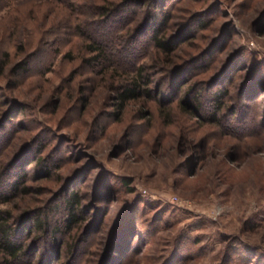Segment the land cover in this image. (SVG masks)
<instances>
[{"label":"rangeland","instance_id":"obj_1","mask_svg":"<svg viewBox=\"0 0 264 264\" xmlns=\"http://www.w3.org/2000/svg\"><path fill=\"white\" fill-rule=\"evenodd\" d=\"M68 2L0 0V178L18 180L12 194L0 184V209L18 264H264V0ZM122 4L116 18L133 19L119 35L150 84L119 111L116 87L132 71L86 61L90 41L68 20ZM163 18L168 55L148 42ZM23 60L29 72H13ZM223 87L227 123L250 135L205 121ZM194 95L195 111L182 104ZM74 192L79 220L53 241Z\"/></svg>","mask_w":264,"mask_h":264},{"label":"trees","instance_id":"obj_2","mask_svg":"<svg viewBox=\"0 0 264 264\" xmlns=\"http://www.w3.org/2000/svg\"><path fill=\"white\" fill-rule=\"evenodd\" d=\"M58 3H66L69 1L68 5L71 7L74 6L75 0H53ZM150 5L158 6L160 5L161 0H148ZM126 4L117 5L115 7H100L93 6L89 8L90 12L87 13H97L99 18L85 22L82 21L80 24H73L68 20V25L70 27V31L74 33V35H82L86 37L90 42V50L94 53V55L90 56L86 61H92L96 65H99L101 61H109L114 66L125 67V69L130 68L132 76L127 78L124 84L118 85L116 87V105L119 111H122L125 104L129 100L136 99L148 92V85L150 81L147 77L146 67L144 64L138 62V58L134 55V48L130 44H128V38L119 35V32L123 31V24L130 22L133 19V16L129 18L126 17H118L121 14H124ZM153 14H150V20H152ZM164 19V20H163ZM160 22L157 23L155 29L151 32V37L148 39L150 47L156 49L158 52L164 53L166 55L170 54L173 51L175 44L170 42V39H166L163 35H160V29L164 26L167 18H163ZM124 21V22H123ZM199 27H203L201 24ZM147 46V45H146ZM146 48V47H145ZM146 52H143L142 56L145 55ZM3 56L6 60L0 61V75H2L5 67L8 64V53L3 52ZM108 62V63H109ZM29 62L27 60H23L18 63L14 68L13 72L16 70H20L21 72L27 73L29 72ZM189 92L185 94L188 97ZM191 96V95H190ZM189 96V97H190ZM229 96V91L227 88H217L214 89L213 92L210 93V97L208 98L209 110L205 116V121L207 123H215L223 127L226 131L225 134L236 136V137H244L250 135L248 134V126L247 123L241 122L234 124L230 118V122L227 123V118H225V109H224V101ZM188 97V98H189ZM192 103H188L187 99L182 101V104L186 106V108H192L193 111L198 110L197 103L200 102V95H194L191 98ZM227 123V124H226ZM249 131V130H248ZM14 178V177H13ZM8 176L4 178H0V184L4 183L10 187L11 194L13 191L17 190V177L15 176V180L9 183ZM8 182V184H7ZM8 194L0 193V203L9 201ZM79 202L78 194L76 192L69 195L65 202L66 206V217L63 218L62 224L53 226L52 230V239L54 241V235L61 231V226L65 229L70 228L74 224H76L79 220L78 215L75 213L76 206ZM36 227L40 230L45 231L46 223L41 222L40 219H37L36 223H34ZM16 234V229L12 225V216L6 211L0 209V254L1 260L4 264H18L22 255V244L17 241V238L14 237Z\"/></svg>","mask_w":264,"mask_h":264}]
</instances>
